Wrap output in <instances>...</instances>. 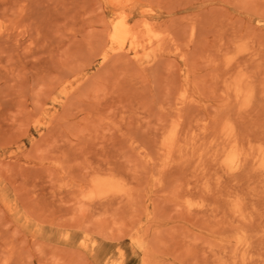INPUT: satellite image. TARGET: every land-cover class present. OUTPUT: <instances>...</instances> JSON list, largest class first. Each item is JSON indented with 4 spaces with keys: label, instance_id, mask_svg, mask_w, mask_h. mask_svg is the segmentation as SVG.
<instances>
[{
    "label": "rangeland",
    "instance_id": "rangeland-1",
    "mask_svg": "<svg viewBox=\"0 0 264 264\" xmlns=\"http://www.w3.org/2000/svg\"><path fill=\"white\" fill-rule=\"evenodd\" d=\"M0 264H264V0H0Z\"/></svg>",
    "mask_w": 264,
    "mask_h": 264
},
{
    "label": "bare ground",
    "instance_id": "bare-ground-1",
    "mask_svg": "<svg viewBox=\"0 0 264 264\" xmlns=\"http://www.w3.org/2000/svg\"><path fill=\"white\" fill-rule=\"evenodd\" d=\"M112 32V31H111ZM132 35V33H131ZM135 35V34H134ZM130 36V29L128 28V25L126 23L125 19H122L120 22H118L114 29H113V34H112V39L113 41H120L123 39H126L127 37ZM136 37V36H133ZM119 43V42H118ZM130 43V42H129ZM118 45V44H117ZM136 46V44L134 43V41L131 43V47L133 49H135L134 47ZM121 47V46H120ZM137 47V46H136ZM136 56V55H134ZM138 58V57H137ZM136 58V59H137ZM101 186V185H100Z\"/></svg>",
    "mask_w": 264,
    "mask_h": 264
}]
</instances>
